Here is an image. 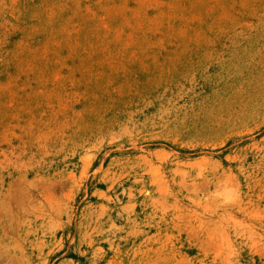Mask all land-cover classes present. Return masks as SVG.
I'll return each instance as SVG.
<instances>
[{"label":"rangeland","instance_id":"obj_1","mask_svg":"<svg viewBox=\"0 0 264 264\" xmlns=\"http://www.w3.org/2000/svg\"><path fill=\"white\" fill-rule=\"evenodd\" d=\"M0 264H264V0H0Z\"/></svg>","mask_w":264,"mask_h":264}]
</instances>
